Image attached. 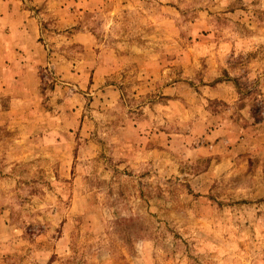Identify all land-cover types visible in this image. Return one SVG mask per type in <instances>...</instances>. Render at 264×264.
Returning a JSON list of instances; mask_svg holds the SVG:
<instances>
[{"label":"rangeland","instance_id":"rangeland-1","mask_svg":"<svg viewBox=\"0 0 264 264\" xmlns=\"http://www.w3.org/2000/svg\"><path fill=\"white\" fill-rule=\"evenodd\" d=\"M18 13L46 62L0 76V264H264V0H0V39Z\"/></svg>","mask_w":264,"mask_h":264},{"label":"crops","instance_id":"crops-1","mask_svg":"<svg viewBox=\"0 0 264 264\" xmlns=\"http://www.w3.org/2000/svg\"><path fill=\"white\" fill-rule=\"evenodd\" d=\"M8 4V3H7ZM72 3L62 4L60 10L62 17L58 19L57 26L67 29L75 24V15L66 17L67 9ZM81 4V2H80ZM64 8L62 9L61 7ZM80 6V5H77ZM7 16V13L5 17ZM14 16V13L11 15ZM6 24L10 26L11 32L9 35L2 36L0 49V76L4 81V92L12 94L14 89H18V93L23 95L37 96L39 94V77L38 70L44 66L46 62V51L40 43L41 31L38 21L32 18H26L24 14H17L16 20L7 19ZM81 34L74 36L76 42H81L83 37ZM8 42L5 44V42ZM103 64L98 68L102 69V82L110 70ZM98 72V71H97Z\"/></svg>","mask_w":264,"mask_h":264}]
</instances>
